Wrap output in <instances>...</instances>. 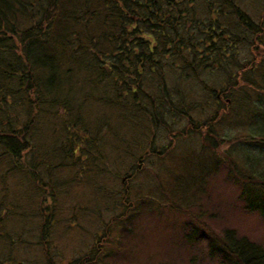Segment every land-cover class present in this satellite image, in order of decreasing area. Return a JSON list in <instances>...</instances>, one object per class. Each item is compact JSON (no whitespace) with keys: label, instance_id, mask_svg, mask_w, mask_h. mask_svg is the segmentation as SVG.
I'll return each instance as SVG.
<instances>
[{"label":"trees","instance_id":"trees-1","mask_svg":"<svg viewBox=\"0 0 264 264\" xmlns=\"http://www.w3.org/2000/svg\"><path fill=\"white\" fill-rule=\"evenodd\" d=\"M257 42L264 43V23L237 0H0V240L11 238L6 221L21 215L15 205L8 209L13 174L38 185L44 170L51 174L85 160L87 172L103 180L109 147L115 162L136 158L138 139L122 137L106 111L90 119V107H114L128 131L145 137V130L168 125L171 116L189 114L187 84L209 89L201 75L216 70L230 77L226 93L248 90L241 78L259 89L249 137L259 136L264 150V64L256 55L243 63L236 49L243 44L260 51ZM213 92L217 98L222 93ZM39 130L61 143L42 151ZM42 153L58 160L46 165ZM142 158L128 171L138 172ZM251 176L243 179V196L264 221V181ZM212 243V253L229 264H264V248L234 230Z\"/></svg>","mask_w":264,"mask_h":264},{"label":"rangeland","instance_id":"rangeland-1","mask_svg":"<svg viewBox=\"0 0 264 264\" xmlns=\"http://www.w3.org/2000/svg\"><path fill=\"white\" fill-rule=\"evenodd\" d=\"M237 1L255 22L264 23V0ZM236 47L243 63L256 55L264 64V43L257 42L260 51ZM201 77L209 89L187 84L189 114L171 116L165 127L145 130V137L128 131L114 107L87 109L93 120L99 111L108 112L118 133L126 139L133 135L141 145L136 158L129 154L119 162L109 147L110 168L103 180L87 172L85 160L51 174L44 170L38 185L23 173L13 174L8 209L15 205L21 215L6 221L11 238L0 240V264H84L89 256L87 264H229L211 251L212 240L228 230L264 248V221L243 196L247 176L264 181L262 140L249 137L260 91L241 78L248 90L226 93L230 77L216 70ZM213 90H221L220 98ZM40 131L36 139L42 151L61 143L49 130ZM43 155L46 165L58 160L56 154ZM141 157V169L128 171Z\"/></svg>","mask_w":264,"mask_h":264},{"label":"flooded vegetation","instance_id":"flooded-vegetation-1","mask_svg":"<svg viewBox=\"0 0 264 264\" xmlns=\"http://www.w3.org/2000/svg\"><path fill=\"white\" fill-rule=\"evenodd\" d=\"M218 98H220V96L218 95Z\"/></svg>","mask_w":264,"mask_h":264}]
</instances>
